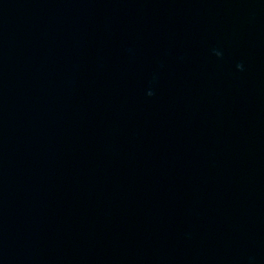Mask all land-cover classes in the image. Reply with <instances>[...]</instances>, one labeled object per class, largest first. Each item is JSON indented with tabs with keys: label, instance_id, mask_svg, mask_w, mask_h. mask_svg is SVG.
<instances>
[{
	"label": "water",
	"instance_id": "water-1",
	"mask_svg": "<svg viewBox=\"0 0 264 264\" xmlns=\"http://www.w3.org/2000/svg\"><path fill=\"white\" fill-rule=\"evenodd\" d=\"M0 264H264V0H0Z\"/></svg>",
	"mask_w": 264,
	"mask_h": 264
},
{
	"label": "clouds",
	"instance_id": "clouds-1",
	"mask_svg": "<svg viewBox=\"0 0 264 264\" xmlns=\"http://www.w3.org/2000/svg\"><path fill=\"white\" fill-rule=\"evenodd\" d=\"M238 67H241L242 68V65H238Z\"/></svg>",
	"mask_w": 264,
	"mask_h": 264
}]
</instances>
